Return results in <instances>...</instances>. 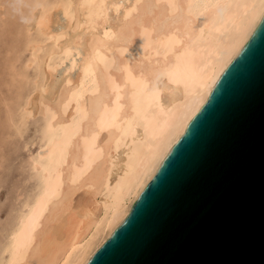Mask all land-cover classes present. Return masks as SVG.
I'll return each mask as SVG.
<instances>
[{"label":"bare ground","instance_id":"6f19581e","mask_svg":"<svg viewBox=\"0 0 264 264\" xmlns=\"http://www.w3.org/2000/svg\"><path fill=\"white\" fill-rule=\"evenodd\" d=\"M28 1V18L40 8L28 63L46 40L58 43L44 57L50 71L81 57L70 60L78 72L65 75L56 102L38 100L46 114L45 151L32 164L40 188L23 204L2 264H85L248 40L264 0H130L115 21L107 11L118 0ZM56 9L66 26L53 32ZM78 27L88 32L83 43L68 34Z\"/></svg>","mask_w":264,"mask_h":264},{"label":"water","instance_id":"95a60500","mask_svg":"<svg viewBox=\"0 0 264 264\" xmlns=\"http://www.w3.org/2000/svg\"><path fill=\"white\" fill-rule=\"evenodd\" d=\"M85 264H264V14Z\"/></svg>","mask_w":264,"mask_h":264},{"label":"rangeland","instance_id":"374dc122","mask_svg":"<svg viewBox=\"0 0 264 264\" xmlns=\"http://www.w3.org/2000/svg\"><path fill=\"white\" fill-rule=\"evenodd\" d=\"M129 2L130 0H118L120 7L118 6L117 11L108 8L110 21H115L122 6ZM29 5L28 0H0V264L6 256L4 250L9 241V234L23 212L22 208H25L23 204L26 205L40 188L38 174L32 164L35 160L33 158L45 151L43 147L45 148L46 114L42 112V104L38 100L43 101L40 98L42 97L45 98V103L52 104L49 100H54L57 92L61 93V87L58 86L63 78L70 73L74 77L78 72L77 66L68 69L70 60H79L81 57L71 54L69 61L65 60L55 70L50 71L47 64L45 65L44 57H47V53L56 48L58 43L46 40L42 44L43 49L37 53L40 64L37 61L30 65L28 61L31 58V50L26 46L27 39L37 34L35 21L40 8L34 10L35 13L32 12V16L28 18ZM52 13L53 22L50 29L53 32L60 31L66 26V16L61 9ZM68 32L71 36L74 32L80 33L81 42H84L83 39L88 33L84 27L69 29ZM67 37L70 38L69 35ZM66 39L63 38L62 42ZM79 195H82L80 190L74 199L80 197Z\"/></svg>","mask_w":264,"mask_h":264}]
</instances>
